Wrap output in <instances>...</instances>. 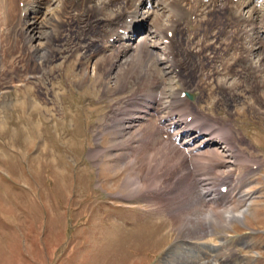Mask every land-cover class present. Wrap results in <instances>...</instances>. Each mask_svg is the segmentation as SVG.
<instances>
[{
    "label": "rangeland",
    "instance_id": "1",
    "mask_svg": "<svg viewBox=\"0 0 264 264\" xmlns=\"http://www.w3.org/2000/svg\"><path fill=\"white\" fill-rule=\"evenodd\" d=\"M185 1L181 7L176 0H77V10L69 15L59 11L65 0L34 5L36 15L30 13L26 21L35 28L27 32L30 41L26 34L14 39L18 47L27 43L24 51L31 47L39 56L48 54L46 47L55 37H45V33L51 29L61 39L71 35L79 39H71L74 44L69 46L66 41L52 40L60 49L49 65L51 75L39 80L25 77L26 92H16L18 82L0 95V264H264V88L249 90L244 85L251 82L239 83L240 68L230 76L221 66L224 59L231 63L232 57L242 56L244 65L256 71L253 79L264 81V27L260 23L264 1L199 0L192 10ZM211 1L227 5L231 18L241 25L239 50L224 53L219 49L232 35L230 27L215 38L205 29L203 36L191 31L196 30V20L209 19L206 15L213 3L205 7ZM189 2L194 4V0ZM172 3L190 10L187 20L192 28L183 20L176 22L184 23L179 32L174 30ZM81 9L90 10V17L76 22ZM121 12L123 28H112L105 36L113 15ZM50 24L59 26L51 28ZM169 39H179L178 48L185 47L187 56H195L196 67L210 63L209 72L206 68L193 75L183 67L181 75L191 83L183 88L179 68L172 72L173 63L167 61ZM201 45L215 47L224 59L217 54L213 59L212 51L199 53ZM103 57L110 58V63L101 71L97 66ZM132 62L134 70H122ZM109 65L117 68L110 70ZM181 89L193 98L181 97L189 109L182 112L180 108L181 114L174 113L177 119H171L170 109ZM144 110L150 114L148 119H138ZM189 112L192 116L186 119ZM161 118L171 120L163 123ZM180 119L188 120V129L202 126L204 132L213 131L216 136L220 127H230L232 135L226 136L237 144L232 151L237 149L240 158L227 151L222 141L216 145L225 162L221 171H237L236 197L215 210L218 218H209L210 207L200 201L198 191H217L221 182L197 185L194 194L185 197V186L174 191L170 177L172 193L168 194H164L168 188H157L158 183L165 186L154 177L157 173L145 177L141 159L155 155L161 140L172 145ZM169 123L172 130L168 133ZM146 126L148 132L151 126L157 129L149 143L139 136L148 133L143 131ZM161 160L158 156L151 163L158 165ZM161 168L167 174L173 171L167 165ZM223 187L222 195L232 191L229 185ZM245 207L240 220L236 216ZM209 219L207 228L204 220ZM202 222L206 234L199 230Z\"/></svg>",
    "mask_w": 264,
    "mask_h": 264
},
{
    "label": "bare ground",
    "instance_id": "2",
    "mask_svg": "<svg viewBox=\"0 0 264 264\" xmlns=\"http://www.w3.org/2000/svg\"><path fill=\"white\" fill-rule=\"evenodd\" d=\"M42 1H47V0H0V13L3 12L2 14H0V31H2L1 28H4V30L2 31L3 32L2 36H0V46L3 48V49L0 48V95H1L3 90H5V89L9 90V88H13V85L16 84V83L18 84V82H19V84L17 86H19V87L15 88L16 92H19V91L22 92V90L24 92H26L25 84H23V82H25V80H26V79H24L25 77L28 78V77L32 76V78L34 80L35 79L39 80V79L44 78V76L47 75V74L51 75V72H52L53 68L51 69L49 67V65L59 55V49H60L57 45H54V43H52V40L58 41L57 43H60L59 40H63V42L66 41V45L67 46H69L72 43L71 42L72 35L69 37L68 40H65L64 37H63V39H61V35L57 34L58 36L56 37L55 36L56 34H55V32L52 31V29H51V32H49L48 34L44 32L46 34L45 37H48V38L55 37L52 40H50V43L52 45L50 44V46L48 45L46 47L47 50H48V54L46 53V55L44 54V56H39L37 50L30 51L31 47H29L28 51H26L28 48L25 49V51H24L23 48H25L24 46L27 43L26 44L25 43H21L20 44L21 48L18 47L16 43H14V39L17 38L18 35H23V34L25 35L26 34V36H27V32L28 31H30V33H32V31H33V29L35 27H32L33 24H30L26 20H28V18H29L28 15L30 13H32L33 16L36 15V12H35L34 8L37 7L38 4L40 2H42ZM130 1L131 0H124V2H126V3L130 2ZM183 1L184 0H176L177 3L178 2L182 3ZM197 1L198 0H195V2H197ZM21 3H23V7L22 8H20L21 7V5H20ZM212 3H213V7H212L213 9L208 11V15H206V17L209 18V19L206 22H204V21L203 22L202 21H198L197 22V20H196V23H195L196 30L195 31L193 30L192 27L189 26V23H188V20H187V16H188L189 12L182 11V9H180V8L178 9L177 6H175V4H173V3L171 5H169L170 6L169 11L172 12V14H174L173 15L174 18L172 19V22L177 28L180 23L177 24L176 22L185 20L186 21V27L187 28H192L191 31H193L194 34H196L198 32V35L201 36V33H202V36H203L204 34H203L202 30L205 29V32L207 30V35L208 36H213V38H215V35L222 36L225 33V31H226V27H230L231 28L230 33L232 34L230 36L231 40L227 38L224 48L223 49L219 48V49H221V51H224V53L225 52L228 53L229 51H232V50L235 51L237 49V44H238L237 43L238 31H239V27L241 25L236 23L237 22V21H235V20H237L236 18L234 20L231 18L230 10H226L227 9V5H225V4L222 5V3L218 4V3H215V1H211V4L207 5L206 9L209 6H212ZM35 4L37 6H34ZM187 4L190 5L191 10H192V8H194V7H192V4L190 2H187ZM18 6H19V8H18ZM181 7H182V5H181ZM122 8L123 9L126 8V4ZM75 9L77 10V0H65V2H62V5L60 6L59 11L63 12L64 15H69V13H71L73 11H76ZM17 12H18V14H17ZM90 14H91L90 10H88V11L84 10L83 13H81L79 16L76 17L75 21L76 22L82 21V18H86V20L88 21V18L90 17ZM22 15H24L23 18H22ZM211 15H213L214 18L212 17V19H211ZM62 16H63V14H62ZM122 16H123V12L118 13L115 16L113 15L112 19L110 17V19H111L110 20V24H109L110 27H108V25L106 24L107 25L106 30H108V31H105V33H104L105 36L108 35V34H111L110 32L113 31L112 28H116L117 26H120L119 29L123 28L124 24H123ZM263 16H264V13L261 15V21H260L262 27H264V17ZM59 18H62V17L59 16L57 19H59ZM57 19H56V21H57ZM94 20H95V18H94ZM62 22H63V20H62ZM65 23H63V24H65ZM50 25H51L50 26L51 28H53V27L55 28L56 26H59V24H55V25L54 24H50ZM52 25H54V26H52ZM197 27H198V29H197ZM176 28H175V30L178 31V29H176ZM214 29H216V30L214 31ZM24 32H26V33H24ZM207 35H205L204 38H207L208 37ZM194 36L195 35H193V37ZM27 38L30 41L31 36L30 37L27 36ZM76 38L79 39V36L76 35ZM76 38L72 39L73 42H74V40ZM194 41H195V39H194ZM18 42H19V40H18ZM20 42H21V40H20ZM72 44H74V43H72ZM78 44H76V45H78ZM143 44H145V43H143ZM202 45H201V47L199 49L200 50L199 53H203L205 51H212L210 54L213 55V59H215L214 54L215 55L217 54V56L219 58L220 57L222 58V55L220 56L219 53H218L219 50L216 51L215 47L213 48L211 46L209 47V46H202ZM222 45H224V44H221V46ZM184 48L179 49L177 46L174 47L172 42H170V41L168 42V45H167L168 58L171 57L173 59L172 60L173 64L170 65L172 72H174L176 68L177 69L179 68V73L178 72L177 73L181 75V74H183V67H185L186 70L189 69L190 73L193 74V75L196 74V72H200V71L202 72L203 69L205 70L206 68H207L206 71L209 72L208 69H209V64L210 63L207 64L206 66H204L203 63H200V67H196L195 64H194V57L195 56L190 55V53L187 56V53L189 52V50L187 51L186 50L187 48L186 49H184ZM259 48L263 49V47L260 46V45H259ZM75 49H77V48H75ZM237 50H239V49H237ZM123 52L124 51L122 50L121 53H123ZM94 53L96 54L97 52H94ZM138 53H139V50L136 51V54H138ZM175 56L176 57L180 56V60H176ZM138 58L141 59L139 57V55H138ZM108 59H110V58L103 57L102 60L100 61L99 65L97 66V69H99L101 71L106 69L108 67L107 65L110 63V61H108ZM223 59L224 58H222V60ZM36 60H40V63H37ZM230 60H231V63H229L225 59L223 60L224 62L221 63L222 71L223 70L227 71V73H228L227 75L231 76V75H235V73L238 70V68H240L242 72H241V75L239 74L240 75L239 77L242 78V79L244 77V81H241L242 80L241 79L239 81V83L248 84V83H245V82H251L247 86L244 85V87H247L249 90H255V88H257L258 86L260 88H262V87L264 88V81H262L261 83H257L256 80L253 79L252 74L254 75V73L256 71L254 72L252 67L244 65L245 61L242 58V56H238L237 58L236 57H232ZM20 64H22V68H20ZM133 66L135 67L134 62L130 63L129 67H125L122 70L125 71L127 69L128 73H130L131 70H134V68H132ZM83 68H85L84 64H83ZM112 68L114 69V68H117V67H113V65H109V69L111 70ZM119 70H121V66L118 67V71ZM116 72H117V69H116ZM233 72H235V73L233 74ZM251 72H253V73H251ZM100 73H102V72H100V71L97 72V74L95 76H98V74H100ZM180 75H179V79H180V82L182 83V87L183 88H185V84H191V83H188V80L186 78L187 76L181 75L182 78H180ZM193 75H191L192 78H193ZM254 78H255V76H254ZM189 82H191V81H189ZM28 86H29V84H28ZM124 86H125V84H124ZM144 87L145 86H143V88ZM139 88H141V84H140ZM180 91H181L180 93H177L178 95H181V93L183 91H185V90L181 89ZM162 92H164V91H162ZM159 94L160 93H158V95ZM36 97L39 98L38 95ZM175 99H174V102H173V107L170 106V105H165L164 106L165 108H168V107L174 108L173 110L170 109L172 111V113H173L172 116H170L171 119H173V118L177 119L178 112H180V114H181V109L180 108L188 109V104L184 100H182L180 98L176 99V100ZM161 100H163V99H161ZM170 102H171L170 104H172V101H170ZM158 107L160 108L159 105H158ZM178 109H180V110H178ZM184 109L182 110V112H185ZM167 111H169V109ZM144 112H145L144 114L140 113V115H138V119H148L150 114H148V112L145 111V110H144ZM152 112H154V111H152ZM174 113L175 114L177 113V115L175 116ZM193 117H195V116H193ZM179 118H180V116H179ZM171 119H162L161 118V119H159V121L165 123V121L168 122ZM196 119H198V118H196ZM199 119H204V118L199 117ZM167 127H169L172 130V124L171 123H169L167 125ZM146 128H149V126H146L143 129V131L148 132V130ZM186 129H187V127H183V129L181 131L177 132V134L172 137V139L170 141L172 145H170L167 141L161 140L159 149L156 151L155 155L148 156V157L144 158L143 160L141 159V162H140L141 166L145 170V173H146L145 177H149L151 172H152L153 175H154V172L157 173L156 175H154V177H157L160 180V183H162V181H163V184L165 185V186H163L162 184L158 183L157 188H158V186L161 187V188H163V187L168 188V190L167 189L165 190L164 194L172 193V191L168 187L169 185H171L170 182H169V179H168L169 177L174 180V189H173L174 191L178 192L176 190V188H179L180 186H183V185L185 186L184 187L185 197L188 196V194H190V193H192V195H193L194 194L193 191L196 190L194 188L197 187V185H200V184L201 185L202 184L203 185H208V184L214 183L216 180H217L218 183H220V182L222 183L220 185L221 187L227 183V185H229L231 187L232 191L229 194H226V195H222L220 191H216V190L215 191H211V190H204V189L201 190L200 189L198 191L200 201L203 199L201 202H205V203L207 202V204L210 207L207 210V215H210L209 218L211 219L213 216L218 218V213H216L217 209L220 208L221 206L223 208H225V206L228 203H230V201L232 199H234L236 197V194H234V192H233V186H235V182H236V178H237V174H236L237 171L235 173L234 172H227V171H226V173H223V169L221 171V167L224 166L225 162L222 161L223 160V158H222L223 155H221V153H219L217 151L216 145H218L220 143V141H222L221 144L228 145V148H227L228 150L227 151L231 152L232 150H234L236 142L234 141V139H231V136H229V137L226 136L227 134H231L232 135L230 127L229 128L220 127L219 135H217V136L213 133V131L209 132L207 130V132H204V130H203L204 128L202 126L195 127V128L189 127V129H187V130ZM156 130L157 129L155 127L151 126V131L150 132H148L146 134L145 132H141L140 131L141 133L139 134V136L141 137V140H146L147 141L146 143H149V141L151 142L153 140V137H154L153 134L155 133ZM222 133H224L223 136H222ZM214 135L216 137H214ZM143 136H145V137H143ZM217 137H219L222 140L218 139ZM149 146H151V144ZM236 148H237V144H236ZM232 152H234V154L237 153L238 157L240 156V154H238V150L237 149L235 151H232ZM153 156H155V157L159 156V158L162 159L158 163V165H154L156 168L152 165V163L155 162V161H153L154 158H155ZM166 165L169 166V168H172L171 169V170H173L172 173L167 174L168 170L166 168H161V167H164ZM152 167L155 168V169L153 170ZM159 167L161 168L160 170H159ZM214 171H216L215 174H214ZM190 184H192V186H189ZM187 187L188 188L190 187L191 190H190V188L186 189ZM157 188L155 189L154 192H156ZM237 189H238V187H237ZM156 195L165 196V195H161V194H157V193H156ZM169 198H171V197H169ZM149 201L152 202L153 200H149ZM185 202H187V199L185 200ZM196 202H199V199L195 200V203ZM203 206H204V203H203ZM246 209L247 208L245 207L240 212V214L238 216H236V217L239 218V219L243 218V213H244V211H247ZM210 219H209L208 222H206V220H204V222L207 224V228L210 227V224H211ZM203 226H204V223L202 222L201 223V227L199 228V230H202ZM204 231H205V227H204ZM197 235H200V233L198 231H197ZM208 235H210V237H213V234H212L211 231H208Z\"/></svg>",
    "mask_w": 264,
    "mask_h": 264
}]
</instances>
